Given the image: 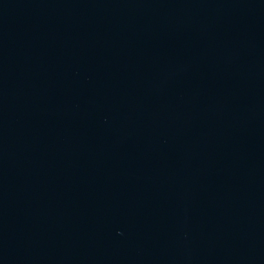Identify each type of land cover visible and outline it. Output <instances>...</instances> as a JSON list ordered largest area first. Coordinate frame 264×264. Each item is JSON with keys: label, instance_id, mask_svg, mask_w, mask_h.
<instances>
[{"label": "water", "instance_id": "water-1", "mask_svg": "<svg viewBox=\"0 0 264 264\" xmlns=\"http://www.w3.org/2000/svg\"><path fill=\"white\" fill-rule=\"evenodd\" d=\"M0 264H264V0H0Z\"/></svg>", "mask_w": 264, "mask_h": 264}]
</instances>
